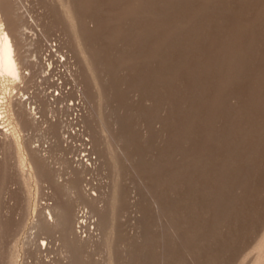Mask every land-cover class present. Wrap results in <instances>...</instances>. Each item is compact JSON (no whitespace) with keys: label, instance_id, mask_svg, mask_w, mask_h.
<instances>
[{"label":"rangeland","instance_id":"374dc122","mask_svg":"<svg viewBox=\"0 0 264 264\" xmlns=\"http://www.w3.org/2000/svg\"><path fill=\"white\" fill-rule=\"evenodd\" d=\"M17 1L3 5L36 36L24 49L30 75L15 89L0 78V96L35 108L21 141L43 152L36 179L49 182L25 185L15 147L0 144V263L16 245V264H66L68 249L69 264H264V0ZM48 45L53 55L33 67ZM37 89L62 98L53 113ZM53 173L96 194L103 212ZM46 204L85 208L91 232L113 235L73 248L33 228Z\"/></svg>","mask_w":264,"mask_h":264},{"label":"bare ground","instance_id":"6f19581e","mask_svg":"<svg viewBox=\"0 0 264 264\" xmlns=\"http://www.w3.org/2000/svg\"><path fill=\"white\" fill-rule=\"evenodd\" d=\"M17 1V0H16ZM19 1V0H18ZM17 1V2H18ZM15 2V1H14ZM21 3V2H20ZM18 3V5L20 4ZM22 5V4H21ZM262 5V3H261ZM15 7V5H13ZM23 6V5H22ZM263 6V5H262ZM18 7V6H17ZM20 8H22L21 6H19ZM65 10H67L66 12H69V6H68V2L64 4ZM261 7V6H260ZM263 8V7H262ZM261 8V9H262ZM15 9V8H14ZM23 9V8H22ZM19 10V11H18ZM18 10H11L9 9V7L7 8L4 7L3 5V0H0V78L5 79L8 83H10L12 85V89H15V85L20 84L21 86L23 85L22 81L27 79L30 75V71H29V67L31 64H29L28 60L26 59L25 55L28 56L27 54L24 55V49L25 47H32V45L35 42L36 36L35 35H29V33L27 32V27L23 24L22 19L24 18V12L22 11V13L20 14V9ZM24 10V9H23ZM264 10V9H262ZM25 11V10H24ZM72 11V10H71ZM77 11V10H76ZM64 12V11H63ZM65 12V13H66ZM67 13V14H68ZM73 13V12H72ZM258 13V12H257ZM27 15V14H26ZM70 16V15H69ZM259 16V15H258ZM27 17V16H26ZM72 17V16H71ZM74 17V16H73ZM72 17V19H73ZM28 18V17H27ZM65 18V17H64ZM68 18V17H67ZM262 18V17H261ZM25 20V19H24ZM23 20V21H24ZM31 20V19H30ZM33 20V19H32ZM70 20V19H69ZM76 20L73 19V21ZM34 21V20H33ZM29 22V21H28ZM37 22V20H36ZM68 22V21H67ZM22 23V24H21ZM30 23V22H29ZM69 25L71 26V23L68 22ZM78 23V21L76 22V24ZM80 23V22H79ZM84 23V22H82ZM34 24V23H33ZM29 25V24H28ZM36 25V24H35ZM39 25V24H38ZM37 25V26H38ZM92 25V24H91ZM31 27V24L29 25ZM36 26V27H37ZM79 26V24H78ZM87 26V24H86ZM94 26V25H93ZM29 27V28H30ZM92 27V26H91ZM96 27V26H95ZM38 28V27H37ZM35 29V28H34ZM36 31V30H35ZM40 32H42L40 30ZM39 33V32H38ZM89 35V34H88ZM40 37V36H39ZM38 37V38H39ZM45 37L44 35L41 37L43 38ZM45 39V38H44ZM47 40V39H46ZM45 41V40H44ZM80 41V40H79ZM83 44L85 43L84 41H82ZM36 45V44H35ZM47 45V44H46ZM87 45V44H86ZM85 47V45H84ZM88 47V45H87ZM48 49H45V51L43 52V55L41 54V58L36 59L35 64H33V67L38 66L40 64V67L44 66V63L48 60L44 59V54L47 53L45 56H51L53 55L52 53V47L51 45L47 46ZM89 48V47H88ZM87 48V49H88ZM85 49V48H84ZM82 49V50H84ZM40 50V49H39ZM47 50V51H46ZM89 50V49H88ZM87 50V51H88ZM91 50V49H90ZM96 50V49H95ZM41 51V50H40ZM39 51V52H40ZM37 52V51H36ZM93 52V51H92ZM98 52V51H97ZM30 53V51H29ZM87 53V52H85ZM96 53V52H95ZM89 54V53H88ZM92 54V53H91ZM83 55V54H82ZM85 55V54H84ZM33 56V55H32ZM56 56V55H55ZM93 56V55H92ZM95 56V54H94ZM39 57V56H38ZM88 57V55H87ZM90 57V56H89ZM34 58H36L34 56ZM96 58V57H95ZM98 58V57H97ZM53 59V58H51ZM89 59V58H88ZM93 59V58H91ZM33 60V59H32ZM39 60V61H38ZM86 60V58H85ZM30 61V60H29ZM94 61V60H93ZM31 62V61H30ZM87 62V61H86ZM34 63V62H33ZM60 63V62H59ZM63 63V62H62ZM53 64V63H52ZM49 67H47V69H51V63H48ZM39 69V68H38ZM48 69V70H49ZM66 70V69H65ZM42 71V70H41ZM44 71V70H43ZM46 71V70H45ZM76 72V71H75ZM44 73L43 77L41 79H43L47 74L48 71L45 72H41ZM69 74V73H68ZM75 74V73H74ZM76 75V74H75ZM73 76V75H72ZM69 77V76H68ZM67 77V78H68ZM75 79V78H74ZM264 79V78H263ZM72 80V79H71ZM3 81V80H1ZM95 81V80H94ZM263 81V80H262ZM4 82V81H3ZM80 83V82H79ZM7 84V83H6ZM5 84V86L7 87V85ZM9 84V86H10ZM98 84V82H97ZM96 84V85H97ZM81 85V84H80ZM2 86V85H1ZM8 86V87H9ZM19 87V86H18ZM4 88V87H3ZM11 89V88H10ZM81 89V88H80ZM5 90V89H4ZM83 90V89H82ZM2 91V90H1ZM14 91V90H13ZM23 91V90H22ZM38 94L40 95L39 98L41 97L45 102H47L48 106H49V111H51V108H53L52 103H55V100H60L62 99L61 97H59V94H53V92L50 93H44L42 90L37 89ZM15 92V91H14ZM81 92V91H80ZM10 93V92H9ZM80 94V93H79ZM254 94V93H253ZM1 95V93H0ZM4 95V94H3ZM13 95V94H12ZM65 95V94H64ZM8 96V95H7ZM58 96V97H56ZM82 96V95H81ZM255 96V94H254ZM250 97V95H249ZM250 99L252 100V98L250 97ZM262 99V98H261ZM250 100V101H251ZM63 101V100H62ZM262 101V100H261ZM254 102V100H253ZM263 102V101H262ZM67 103V102H66ZM57 104V102L55 103ZM74 103L71 104H64L65 106V112L67 113L69 109H71V107ZM262 104V103H261ZM27 105H29L27 98L24 97L22 94L21 96L19 95L18 97L13 98V96L9 97V101L7 100V97H1L0 96V144H3L4 146L6 145H10L13 148L15 147V151H16V158H17V164L19 166V169L22 173V181L25 185H28V183H30L31 180H35V182H49V181H44V180H37L36 179V168L38 165L41 166V168H43L42 166V161L44 160V157L41 152H38V150H36V146L32 147L30 143H22L21 141V132L22 129L21 128H25V127H32L35 126L37 124L36 120H35V116L33 117V113L32 110H35V108H31L30 106L27 107ZM252 105V104H251ZM263 105V104H262ZM260 105V107L262 106ZM63 108V107H62ZM61 108V109H62ZM264 108V106H263ZM262 108V110H263ZM56 109L59 110V108L57 107ZM60 109V110H61ZM62 111V110H61ZM56 112V111H55ZM58 112V111H57ZM60 112V111H59ZM51 113H53L51 111ZM63 113H64V109H63ZM65 113V114H66ZM69 113V112H68ZM97 113V112H95ZM36 114V113H35ZM59 115V114H58ZM80 115V114H79ZM66 117V119H62V117H60V119L58 120L60 122V127H61V131H64L65 133V137H68V135L71 133V130H68L67 128L69 127V123L70 121L68 120V116L64 115ZM98 117V116H96ZM99 118V117H98ZM81 119V118H80ZM83 120V119H82ZM85 120V119H84ZM51 121V120H50ZM53 121V120H52ZM51 121V122H52ZM36 122V124H35ZM50 125H52L53 123H49ZM204 126V125H203ZM27 129V128H25ZM25 133V131H23ZM27 132V131H26ZM29 132V131H28ZM23 133V134H24ZM29 134V133H28ZM95 135V134H94ZM29 136V135H28ZM25 138V135H24ZM95 138V137H94ZM97 138V136H96ZM30 139V138H29ZM99 139V138H98ZM97 139V141H98ZM28 140V139H27ZM93 142V139H92ZM199 142V141H198ZM32 143V142H31ZM3 146V147H4ZM118 146V144L116 145ZM95 148V147H94ZM116 148V147H115ZM118 148V147H117ZM4 149V148H3ZM7 149V148H6ZM91 149V148H90ZM89 149V151H90ZM93 149V148H92ZM119 149V148H118ZM43 150V149H41ZM87 149H85L86 151ZM5 151V150H4ZM2 151L1 153L4 154ZM7 151V150H6ZM11 151V150H10ZM10 151L8 150L7 152L10 153ZM116 151H118L116 149ZM121 151V150H120ZM47 152V151H46ZM193 152V151H192ZM6 153V152H5ZM40 153V154H39ZM43 153V152H42ZM190 153V152H189ZM195 153V152H194ZM12 155V154H11ZM10 155V156H11ZM48 155V154H47ZM121 155V154H120ZM1 156V154H0ZM5 156V155H4ZM3 156V157H4ZM7 156V155H6ZM9 156V155H8ZM9 156V157H10ZM2 157V160H3ZM48 157V156H47ZM81 157V156H80ZM78 157V158H80ZM84 157H86V155H83L78 163V167L75 169V173H79V175L82 177L84 176V174H88L91 166L90 163H86L88 160L90 159H85ZM7 158V157H4ZM77 158V159H78ZM48 159V158H46ZM127 159V158H125ZM129 160V159H128ZM7 161V160H6ZM182 161V160H181ZM47 162V161H45ZM44 162V163H45ZM7 163V162H6ZM196 163V162H195ZM3 164V163H2ZM14 164V163H13ZM76 164V163H75ZM93 165V164H92ZM14 166V165H13ZM17 166V165H16ZM90 166V167H89ZM7 167V166H6ZM76 167V166H75ZM93 167V166H92ZM187 167V166H186ZM73 169V167H72ZM95 169V168H94ZM5 170V169H4ZM43 170V169H42ZM93 170V169H92ZM5 172V171H4ZM19 172V171H18ZM57 172V171H55ZM73 172V171H70ZM73 172V173H74ZM74 173V174H75ZM54 175H52L51 177V181H53L55 183L56 186H60L61 189H65V192L68 193V191H70L71 189L73 190V194H75L77 196V198L79 197L80 200L83 201V203H88L91 204L93 206H97L99 205V198L97 197L96 194H89L87 195L86 191L85 192V188L84 187H75L74 189L71 188L70 189V181L66 180H60V176L58 175V173H53ZM62 174V173H61ZM70 174V173H69ZM159 174V173H158ZM19 175V174H18ZM71 175V174H70ZM73 175V174H72ZM71 175V176H72ZM50 177V176H49ZM48 177V178H49ZM70 177V176H68ZM71 178V177H70ZM63 179V178H62ZM67 179V178H66ZM47 180V179H46ZM81 182V181H80ZM115 182V181H114ZM53 183V184H54ZM46 184V183H45ZM80 184V183H79ZM31 185V183H30ZM78 185V183H77ZM29 186V185H28ZM27 186V187H28ZM116 186V185H115ZM47 187V186H46ZM113 188V187H112ZM155 188V187H154ZM157 189V188H156ZM97 191V190H96ZM114 191V190H113ZM156 191V190H155ZM160 191V190H159ZM189 192V191H188ZM110 193V192H109ZM153 193V191H152ZM157 193V191H156ZM30 194V193H29ZM158 194V193H157ZM66 195V194H65ZM69 195H71L69 193ZM68 195V197H69ZM104 195V194H103ZM107 195V194H106ZM110 195V194H109ZM114 195V192H113ZM152 195V194H151ZM153 196V195H152ZM30 197V196H29ZM28 197V198H29ZM32 197V195H31ZM107 197V196H106ZM103 198V196H102ZM101 198V199H102ZM113 198V197H112ZM105 200V198H104ZM107 200V199H106ZM30 201V200H29ZM67 202V201H66ZM65 202V203H66ZM81 202V201H80ZM110 202V201H109ZM104 203V202H103ZM113 203V202H112ZM102 204V202H101ZM107 204V203H106ZM152 204V203H151ZM158 204V203H157ZM162 204V202H161ZM53 205V204H52ZM59 205V204H58ZM61 205V204H60ZM59 205V206H60ZM66 205V204H65ZM160 205V204H159ZM59 206H50L49 204H46L44 207L41 208V214L40 217L38 219L35 220L34 222V227L40 231H44V230H55L60 232V235L62 236L63 240L67 243H69V245H71L73 248H83L85 250L87 249H93V247H95L98 243H100L101 241H107L109 240V237H112L113 233L110 232L112 231L113 228H110L109 231H106L104 233L105 230H102L101 233L98 234H94L93 232H91L92 230H89V223L87 224V221L90 219L88 214L89 212H87V210H85V208H79L77 211L74 212V214L71 216L68 212V209L65 208L64 206L59 207ZM100 207V206H99ZM99 207L97 206V213L100 215L103 211L101 210L102 208L99 209ZM105 207V206H104ZM153 207V205H152ZM111 208V207H110ZM109 209V208H108ZM34 210H36V208H34ZM75 210V209H74ZM96 210V208H95ZM110 210V209H109ZM155 210V209H154ZM72 211V210H71ZM70 211V212H71ZM106 211V210H105ZM97 218V217H96ZM141 218V217H140ZM99 219V218H98ZM100 220L101 217H100ZM99 220V221H100ZM98 221V220H97ZM101 222V221H100ZM95 224V223H94ZM100 224L98 223V226ZM168 228V227H167ZM94 229V228H92ZM98 229V228H97ZM162 229V228H161ZM171 229V228H170ZM87 230V232H86ZM115 230V229H114ZM57 233V232H56ZM85 233V234H84ZM54 234V233H53ZM59 235V234H58ZM116 235V234H115ZM116 237V236H115ZM56 238V237H55ZM41 239V238H40ZM61 240V238H60ZM61 240V241H63ZM116 241V239L114 240ZM113 241V242H114ZM259 242V241H258ZM256 243V249L261 248V246L264 245V239H261L259 243ZM115 243V242H114ZM117 244V241H116ZM43 247L42 245H39V248ZM66 247V246H65ZM63 247V248H65ZM254 248V250H255ZM41 249V248H40ZM67 249V248H65ZM64 250V249H63ZM82 250V249H81ZM75 251V250H74ZM72 250V252H74ZM84 252V251H83ZM82 252V253H83ZM33 253V252H32ZM65 255L63 257L64 259V263L69 264L71 263V256L70 254H72L71 252L68 251H64ZM77 253V251H76ZM21 254V253H20ZM75 254V253H74ZM115 254V253H114ZM119 254V253H118ZM77 255V254H75ZM111 255V254H110ZM18 257V251L16 250V245H13V247H11L10 252H9V264H16V259ZM116 257V256H115ZM73 258V257H72ZM118 258V257H116ZM90 260V259H89ZM113 262V261H112ZM46 263V262H45ZM62 263V262H61ZM114 263V262H113ZM259 262H256L255 264H258ZM1 264V263H0ZM100 264V263H99ZM103 264V263H102ZM109 264H111V261L109 260Z\"/></svg>","mask_w":264,"mask_h":264}]
</instances>
